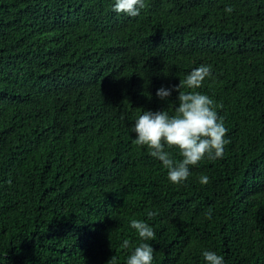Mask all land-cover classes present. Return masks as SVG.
Wrapping results in <instances>:
<instances>
[{"label": "trees", "instance_id": "1", "mask_svg": "<svg viewBox=\"0 0 264 264\" xmlns=\"http://www.w3.org/2000/svg\"><path fill=\"white\" fill-rule=\"evenodd\" d=\"M113 5L0 0V264H125L132 219L155 231L152 264H264V0ZM201 64L229 142L176 185L131 129L171 114L157 89Z\"/></svg>", "mask_w": 264, "mask_h": 264}, {"label": "clouds", "instance_id": "2", "mask_svg": "<svg viewBox=\"0 0 264 264\" xmlns=\"http://www.w3.org/2000/svg\"><path fill=\"white\" fill-rule=\"evenodd\" d=\"M145 6V0H114L112 10L136 17ZM232 11L231 7L225 9L226 13ZM211 67L201 64L193 68L178 85L157 89L156 96L161 100H167L173 91L177 93L174 111L171 114L166 110L143 111L131 129L135 133L134 143L147 147L149 155L160 161L167 170L168 180L176 185L186 181L190 175L189 168L205 157L210 160L222 158L224 147L229 142L225 140L227 129L214 110L213 100L198 91L204 81L211 77ZM173 148L177 150L179 160L173 159L170 151L166 150ZM200 183L208 184L209 177L202 175ZM154 215L153 212L148 213L149 217ZM207 216L211 218V210ZM130 227L141 242L126 257L125 264H152L154 249L147 241L155 239V231L138 219H132ZM129 247L130 241L125 239L121 248ZM202 256L205 264H224L223 256L214 251L205 250ZM116 260L113 256L108 264H116Z\"/></svg>", "mask_w": 264, "mask_h": 264}]
</instances>
